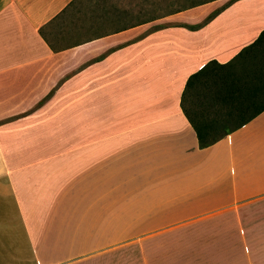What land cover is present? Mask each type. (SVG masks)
<instances>
[{
  "label": "crops",
  "instance_id": "1",
  "mask_svg": "<svg viewBox=\"0 0 264 264\" xmlns=\"http://www.w3.org/2000/svg\"><path fill=\"white\" fill-rule=\"evenodd\" d=\"M73 1L0 0V264H114L128 226L237 239V219L203 214L264 201V111L201 146L180 102L192 73L255 40L264 0H206L54 49L44 29Z\"/></svg>",
  "mask_w": 264,
  "mask_h": 264
},
{
  "label": "rangeland",
  "instance_id": "2",
  "mask_svg": "<svg viewBox=\"0 0 264 264\" xmlns=\"http://www.w3.org/2000/svg\"><path fill=\"white\" fill-rule=\"evenodd\" d=\"M203 1L206 0H74L44 29V35L54 49L61 48L107 31L135 24H154L155 20L159 22L171 13ZM200 92L201 88L193 90L192 98L197 103ZM51 93L52 90L41 98L34 97V105L50 100ZM56 99L49 103L55 108L72 103V98ZM72 114L71 109H67L63 118L67 120ZM71 131L66 129V135H71ZM245 206L228 210V214L225 210L203 214L237 219L239 224L235 228L239 237L234 241L218 237L214 225L128 226L129 240L111 242L107 248L116 252L110 259L114 264L120 261L123 264H159L169 259L178 263L187 259L198 264H225L227 252L235 248L240 251L241 264H264V201L250 202ZM171 249L177 250L175 256H159L163 250Z\"/></svg>",
  "mask_w": 264,
  "mask_h": 264
},
{
  "label": "trees",
  "instance_id": "3",
  "mask_svg": "<svg viewBox=\"0 0 264 264\" xmlns=\"http://www.w3.org/2000/svg\"><path fill=\"white\" fill-rule=\"evenodd\" d=\"M195 88H201L198 103L192 98ZM180 104L201 146L216 142L264 111V28L230 61L211 60L192 73Z\"/></svg>",
  "mask_w": 264,
  "mask_h": 264
}]
</instances>
